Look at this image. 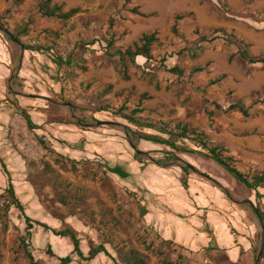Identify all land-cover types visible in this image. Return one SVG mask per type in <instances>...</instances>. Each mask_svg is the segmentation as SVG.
Returning a JSON list of instances; mask_svg holds the SVG:
<instances>
[{"label": "rangeland", "instance_id": "rangeland-1", "mask_svg": "<svg viewBox=\"0 0 264 264\" xmlns=\"http://www.w3.org/2000/svg\"><path fill=\"white\" fill-rule=\"evenodd\" d=\"M37 1L0 0V21L24 41L48 40L49 46L54 47L59 56L62 52H69L73 67L90 76L85 89L88 92L92 86L95 87L88 95L90 100L82 107H77L86 118L85 124L89 130L105 127L99 125L98 121L110 120L114 127L126 132L123 134L125 138L122 137L130 146L131 141L136 143L137 140L129 128L144 129L151 134H158V131L130 123L123 117L126 114L165 123L169 129L181 124L188 127L189 135L192 129L198 128L207 134L208 142L224 145L230 150L242 172L250 176L264 175V62L251 63L238 54V49L245 47L243 44H230L223 37L201 42L202 35L207 34L211 38L213 28L224 27L230 32L234 30L248 44L247 49L252 58L264 59V0H132L130 3L126 0H70V5H64V9L81 6L82 12L72 20H61L62 27L56 32H44L42 29L31 32L37 26V20L43 18L38 12ZM134 7H138L144 15L131 12ZM177 14L183 15L178 24L183 35L170 32ZM111 20L114 21L112 26ZM147 29L151 30L147 33L155 32L158 37L153 45L155 58L159 61L168 55V66L178 64L185 69L183 76L169 73L153 64L149 65L147 71L138 67L134 71L131 69L134 68L133 62L126 60L124 63L118 57L100 56L96 53L97 49L85 46L113 34L116 45H131ZM0 34L16 46L19 45L1 30ZM184 46L199 47L198 55H180L178 52ZM193 67H202L204 70L190 75ZM150 71L151 75L144 74ZM131 76L134 85L127 90L115 88L119 80ZM103 95L110 96L102 100ZM141 99L143 101L139 104ZM147 101L150 103L143 105ZM230 101L243 103L249 110V116L239 111L214 109V102L228 105ZM101 109L109 113L99 114ZM137 109L142 111L135 113ZM212 110L214 113L209 114ZM77 118L81 120L79 116ZM92 137L93 133L88 132L87 139L91 141ZM184 141V146L180 143L182 149L190 150L193 147L192 143H188L191 139ZM181 151L171 155V164L179 165L184 160L202 170ZM150 157L156 161L155 157ZM90 161L87 167L72 166V173L82 178L79 180L78 177L77 182L70 184L62 182L57 186V196H49L47 188L52 185L44 176L47 172L43 176L39 175V179L44 180L40 183V201H29L24 207L25 216L15 207L12 214L9 211L11 208L7 211L12 198L8 194L0 196V199L9 200V203L0 206V264H30L23 241L29 245L27 248L38 264H59L58 256L62 252L72 254L73 242L69 236H57L34 221L44 222L57 231L75 233L85 256L89 255L92 248L102 244L120 264H132L129 261L131 254L143 257L145 264H162L164 260H179L180 264H232L228 258L212 250L210 253L213 254H194L163 241L146 226L138 201L129 190L112 188L106 176L101 175L99 168L91 166ZM208 163L207 170L216 177H233L218 162L211 159ZM190 171L196 172L192 168ZM102 173L105 174L104 171ZM236 181L241 196L231 198H239L242 205L252 206L257 223L250 256L235 264H256L264 237V224L249 200L264 213V196L256 198L250 189ZM182 206L184 212L187 205L184 203ZM211 213L218 214L219 210L212 209ZM25 217L34 220L32 224L35 230L30 235L27 233ZM237 231L232 230L235 238L239 235ZM70 241L71 252L67 247ZM49 249L54 253L48 254ZM72 256L75 259L73 264H113L104 253L92 261L83 260L76 254ZM261 264H264V249Z\"/></svg>", "mask_w": 264, "mask_h": 264}, {"label": "crops", "instance_id": "crops-1", "mask_svg": "<svg viewBox=\"0 0 264 264\" xmlns=\"http://www.w3.org/2000/svg\"><path fill=\"white\" fill-rule=\"evenodd\" d=\"M54 1L70 5V0ZM60 21L56 18H42L37 20V26L31 32L39 29L56 32L62 27ZM144 31L147 33L151 30ZM24 42L33 46L38 43L44 46L50 44L43 39ZM92 49L96 50V45ZM97 51L100 56H107ZM72 62L68 54L70 94L65 96L58 77L63 61L54 47L25 49L0 34V196H11L9 190H12L15 198L23 205V210L12 205L10 213L15 207L25 216L26 204L29 201H40V183L44 180H40L39 175L43 176L47 172L44 176L52 185L47 188L49 196H57V186L62 182L70 184L78 181L79 176L72 173V166L87 167L91 160L90 165L101 170V175L106 176L112 188L129 190L138 201L146 226L163 241L194 254H209L212 250L228 258L232 264L249 257L257 217L252 206H244L239 198L236 199L238 202L231 198L241 196L235 178L228 174L221 178L213 175L207 170L211 159L199 151H181L202 169L196 168V172L185 173L183 167L187 166L183 161L181 165L171 164V158L165 159V154L158 152L170 151V148L139 137L140 134H151L144 129L129 128L137 140L135 147L132 144L129 146V142L123 139L126 132L114 127L110 120L99 123L105 127L98 126V129L89 130L85 124L86 118L79 113L78 108L90 100L88 95L95 87L85 91L90 76L74 68ZM143 63L144 58L138 57L131 69L136 71L138 67L141 70ZM132 85L134 80L131 76L119 80L115 88L127 90ZM109 96L103 95L102 100ZM149 103L143 102V105ZM98 113L108 114L109 111L101 109ZM161 131L158 134L163 137ZM88 132L93 133L91 141L87 139ZM193 147L189 149L194 150ZM257 148L260 149V146ZM148 154L149 158L146 156ZM174 154L177 155V152ZM150 156L155 157L156 161ZM115 167L126 170L127 177L110 171V168ZM184 203L188 208L183 212ZM212 209H218L219 213H211ZM233 229L239 232L237 238L232 234ZM34 230L30 229L32 233ZM71 245L70 241L67 246L69 252ZM68 254L62 252L60 256Z\"/></svg>", "mask_w": 264, "mask_h": 264}, {"label": "trees", "instance_id": "trees-1", "mask_svg": "<svg viewBox=\"0 0 264 264\" xmlns=\"http://www.w3.org/2000/svg\"><path fill=\"white\" fill-rule=\"evenodd\" d=\"M132 0H126L127 3H130ZM221 2H223L221 0ZM221 2L219 3L221 5ZM38 6V12L41 17L45 18H56L63 21H69L72 20L77 14L82 12L81 6H73L69 9H64V4H60L55 2L54 0H38L37 1ZM131 12L139 15H144L138 7H134L131 9ZM183 19V15L177 14L175 15L173 19V24L171 26V32L176 35H183L181 34L178 24L179 21ZM110 25H114V21H110ZM0 25L7 31L10 32L8 27L5 25V23H2L0 21ZM11 34L18 40L19 43L25 48H36V49H44V48H52L51 46H44L41 44H38L36 46L33 45H27L22 39H20L19 36L14 35L12 32ZM212 37L209 38V35L204 34L201 36V42L203 41H214L215 39H218L220 37H223L224 40L230 44H236L240 45L243 44L245 47L242 49H238V54H240L242 57L249 60L251 63H258V62H264V59L256 60L251 57L248 49H247V43L244 42V40H241L238 35L235 33L234 30L231 32L228 31L224 27H216L213 28ZM158 40L157 34L155 32L153 33H143L142 36L133 44L128 46H122V45H116L115 35H111L109 38L106 36L102 39H96L94 42H90L88 44H85V46H94L96 45V49L99 51L104 52L109 57H115L118 56L121 61L125 63L126 60H129V62L136 63V60L138 57L144 58V63L142 64V68L144 70H148L149 65H157L158 67L164 68L170 73L176 74L177 76H183L185 74V69L181 68L179 65L174 66H168L167 63V57L168 55H165L160 58L158 61L155 58L154 52H153V45ZM199 47H188L184 46L178 53L180 55H183L185 53H188L192 56L198 55ZM204 69L202 67H193L190 71V75H194L195 73L202 72ZM216 110H222L223 112H230V111H239L244 116H249V110L244 106L243 103L238 101H230L228 105L221 104L219 102H214ZM140 110H136V112H139ZM214 113V111H210L209 114ZM127 121H129L132 124L139 125L140 127H147L151 128L153 130L161 131L163 130V137L158 134H140L141 139H145L148 141H152L156 144L162 145L170 148V151L167 150H161L158 151L160 153H164L165 159H168L171 157V155H175L174 153L179 152L182 150L183 152H192V151H199L201 154L205 155L209 159H212L222 166H224L226 169L229 170V172L233 175V177L238 180L240 183L244 184L248 189L251 190L253 196H256V198H261L264 196V193L262 192V189H264V175L263 174H254L252 176L242 172L238 166L236 159L233 155L230 154V150L225 148L224 145L221 144H212L211 142L207 141V134L205 132L199 130L198 128L192 129L191 134H188V127L183 126L181 124H177L175 128L169 129L167 124L163 123H157L156 121L152 119H146L137 117L132 114H126L123 116ZM162 132V131H161ZM184 139H191L189 144H193L195 147L194 150H186L182 149V144L184 146L185 142ZM181 143V145H180ZM150 155V154H148ZM183 170L185 173H189L190 167H183ZM110 171L118 173L121 177H127L128 173L126 170H122L120 167L110 168ZM11 194V205L7 206V211L11 208L12 205H17L21 210H23V205L19 203V201L15 198L14 192L12 190H9ZM254 209L260 219L261 222L264 224V213L261 212L260 208L253 202ZM27 221V233L30 235L32 234L30 229L33 228V221L29 217H25ZM36 224L44 227L47 230L53 231V233L57 236L67 237L69 236L72 239L73 242V251L72 254L64 255V256H58L59 264H73L75 262V259L73 258V254H76L79 258L87 261L94 260L99 254L104 253L107 255L113 262V264H120L117 258H115L110 252L107 250V248L104 245H98L95 248H92L89 251V255L85 256L84 251L80 247V240L78 239L77 235L75 233L69 232L67 230L65 231H57L55 228L49 227L46 223L41 221H34ZM23 245H25V251L26 256L29 259L30 264H38V261L35 259L34 255L30 250H28V244H26L23 241ZM54 252L49 249L48 254H53ZM128 257V256H127ZM129 261H131L132 264H145V259L141 256H137L135 254H131V257H129ZM182 256L180 254L179 259H181ZM162 264H180L179 260L177 261H169L164 260L162 261Z\"/></svg>", "mask_w": 264, "mask_h": 264}, {"label": "built area", "instance_id": "built-area-1", "mask_svg": "<svg viewBox=\"0 0 264 264\" xmlns=\"http://www.w3.org/2000/svg\"><path fill=\"white\" fill-rule=\"evenodd\" d=\"M61 59L63 61V67L58 72L59 80L61 81L65 96L70 94V85L68 79V70H67V62H68V54L66 52L61 53ZM9 203V200L6 198L0 199V206H4Z\"/></svg>", "mask_w": 264, "mask_h": 264}, {"label": "water", "instance_id": "water-1", "mask_svg": "<svg viewBox=\"0 0 264 264\" xmlns=\"http://www.w3.org/2000/svg\"><path fill=\"white\" fill-rule=\"evenodd\" d=\"M0 30L2 32H4L5 34H7L9 36V38L18 43L19 45H21V43L18 42V40L11 34V32H7L1 25H0ZM68 105L70 107H72V104L71 103H68ZM79 122H81L79 120ZM100 124L101 123H106V122H99ZM131 144L135 147V143L131 141ZM185 163L186 166L192 168L193 170H197L196 167L194 165H192L191 163L187 162V161H184V160H181ZM181 165V164H179ZM249 203L253 205V201L252 200H249ZM263 249H264V237L262 239V242H261V245H260V248H259V253H258V256H257V259H256V264H261V259H262V255H263Z\"/></svg>", "mask_w": 264, "mask_h": 264}]
</instances>
